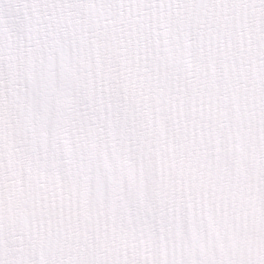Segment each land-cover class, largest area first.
<instances>
[{"label": "snow or ice", "instance_id": "6c2138e0", "mask_svg": "<svg viewBox=\"0 0 264 264\" xmlns=\"http://www.w3.org/2000/svg\"><path fill=\"white\" fill-rule=\"evenodd\" d=\"M118 17L142 39L156 30L151 57L133 58L113 38ZM250 21L249 70L214 73L225 113L203 138L231 127L235 106L234 123L252 133L247 167L227 168L228 150L202 164L196 139L176 164L166 145L129 139V126L152 116L161 117L157 135L170 119L182 125L196 101L181 73ZM141 147L127 175L142 182L113 197L107 158ZM172 169L181 181L169 183ZM242 184L257 193L248 215L264 224V0H0V264H264L259 248L215 249ZM6 202L20 209L8 241ZM68 240L76 243L65 251Z\"/></svg>", "mask_w": 264, "mask_h": 264}, {"label": "clouds", "instance_id": "9594fccd", "mask_svg": "<svg viewBox=\"0 0 264 264\" xmlns=\"http://www.w3.org/2000/svg\"><path fill=\"white\" fill-rule=\"evenodd\" d=\"M254 24L250 21L237 27L235 30L227 29V34L218 37V44L215 47L204 48L201 50L202 59L194 62L185 73H181V79L187 76L186 83L190 85V91L195 95V105L188 109L189 117L178 125L174 120H168L164 125L170 129L166 134L157 135L161 119L158 115L142 120L135 121L129 126L128 137L130 140L141 139L142 144L148 145L153 149H158L160 145H166L169 149L167 159L170 163L176 164L181 159L191 157V152L182 149L186 141L196 139L201 141L199 156L201 163H207L213 159L217 152L228 150L231 155L225 161V166L231 171L238 168L247 167L246 156L250 151L251 131L241 128L234 122L240 119L239 109L233 106L228 109V121L232 122L231 127H220L215 139L205 142L204 137L209 129H216L223 123L225 113L224 108H218L217 97L218 88L209 86L214 79V73L219 72L225 65L230 66L233 74L243 76L249 70L248 51L251 48L250 40ZM115 40L121 45H126L128 55L133 58L137 56L151 57L155 47L160 44V37L153 29L150 38L142 39L135 26H128L123 19L118 17L117 21L109 30ZM150 45L152 46L150 48ZM133 78L135 74L133 73ZM240 85H237L239 88ZM247 137L248 139H245ZM141 151L133 156L130 153L112 154L107 158L114 169V179L116 181L112 194L113 197L127 195L128 192L138 187L142 182V177H131L127 174L139 166ZM181 181L180 177L175 176V170L170 171L169 183ZM227 183V181H225ZM123 186V189L122 187ZM239 199L229 210L232 223L219 229L214 241L216 251H223L230 245H234L238 252L254 253L258 248L264 252V224H261L256 217L248 215L250 211V201L257 193L246 185H240L238 189ZM172 197H169L171 199ZM19 212L14 202H6L3 207L4 218V237L5 240H14L20 231ZM108 223L107 220L104 221ZM107 233H101L99 240H103ZM76 242L67 241L65 251ZM78 246V245H77ZM15 247L11 248L12 258L15 259Z\"/></svg>", "mask_w": 264, "mask_h": 264}]
</instances>
